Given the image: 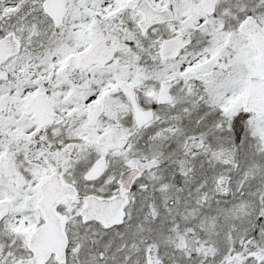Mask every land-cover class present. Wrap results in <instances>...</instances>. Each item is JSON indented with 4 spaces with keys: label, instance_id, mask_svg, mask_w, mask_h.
<instances>
[{
    "label": "rangeland",
    "instance_id": "374dc122",
    "mask_svg": "<svg viewBox=\"0 0 264 264\" xmlns=\"http://www.w3.org/2000/svg\"><path fill=\"white\" fill-rule=\"evenodd\" d=\"M37 1L28 0L21 11L20 4L0 0V32L15 30L25 42L21 54L3 65L10 79L0 81V204L10 210L0 223V264L30 255L26 242L42 217L39 186L57 168L82 193L107 197L126 168L160 163L137 182L126 223L117 230L83 222L75 202L61 205L71 217L67 264H218L245 235H255L257 225L264 241V115L243 111L248 77L264 71L251 41L237 32L248 13L264 27V0H218L211 15L198 7L204 0H150L157 8L171 7L175 19L147 35L136 25V0H69L60 34L52 33ZM106 32L130 39V49L78 74L79 56ZM177 36L186 38L185 50L176 59H159L163 41ZM173 77L181 79L174 106H156L160 82ZM123 83L133 86L144 108L155 106L156 119L147 128L136 126ZM41 90L57 113L47 129L25 113ZM98 102L105 109L90 125L88 108ZM233 120L242 126L240 141ZM110 129L127 140L121 148L97 143ZM202 146L225 152L218 159L203 155V177L199 150L191 151ZM101 154L108 157L105 176L86 181ZM10 158L28 178L26 186L5 174ZM192 241L198 245L194 256L187 249Z\"/></svg>",
    "mask_w": 264,
    "mask_h": 264
},
{
    "label": "water",
    "instance_id": "95a60500",
    "mask_svg": "<svg viewBox=\"0 0 264 264\" xmlns=\"http://www.w3.org/2000/svg\"><path fill=\"white\" fill-rule=\"evenodd\" d=\"M54 3V2H53ZM50 4L45 6L46 12L54 19L56 31L62 30V21L66 14V0H63V6L58 7V1L54 8H49ZM217 6V0H205L199 5L201 10L213 12ZM133 10L141 14L138 26L143 34H146L150 28L156 24L171 22L174 19V12L170 8L162 10L154 8L149 0H137ZM240 33L251 38L253 45L259 54V63L264 70V28L253 15H248L239 25ZM112 35H107L95 43V45L84 54L79 61L78 68L87 69L94 64H108L111 62L118 50L128 48V44L119 42L114 46L108 42ZM185 46L183 37H177L167 40L164 43L162 54L166 58H176L180 50ZM21 51V41L14 32H10L0 40V81H7L9 73L2 69L3 64L12 57L18 55ZM175 84L174 80L164 81L158 92V104H171L173 97L170 94L171 87ZM123 89L134 110L135 121L139 127H143L155 118L152 108L143 109L140 107L136 92L128 83L123 85ZM47 110L45 114L43 110ZM103 103H97L88 110V120L91 125L97 123L103 112ZM53 102L47 94L38 93L29 102L27 113L35 112L41 125H44L49 116L52 115ZM244 111L257 115H264V75L250 76L248 93L245 101ZM98 142L100 144L123 145L125 140L120 139L117 132L109 130L102 134ZM107 160L105 156L98 157L93 163L91 169L85 174L89 181L99 179L105 172ZM6 173L17 179V184L24 186L27 184L26 177L20 173L13 158L7 162ZM141 174L139 167H131L125 170L118 179V184L125 190H130L133 182ZM41 197L37 202V208L42 213L45 222L41 224L30 236L28 248L32 251V256L23 259L18 264H47V261L54 254L56 261L60 264L67 263V248L69 239L66 233V224L68 216L58 212V207L65 198L76 199L78 196L77 187L66 182L59 173H53L47 176L40 187ZM85 204L82 207L81 215L85 221L98 220L105 228H112L124 223L126 212L125 206L129 203V197L122 194H116L109 198L99 197L97 195L86 196ZM9 208L7 204L0 205V221L7 216Z\"/></svg>",
    "mask_w": 264,
    "mask_h": 264
},
{
    "label": "flooded vegetation",
    "instance_id": "af4514ba",
    "mask_svg": "<svg viewBox=\"0 0 264 264\" xmlns=\"http://www.w3.org/2000/svg\"><path fill=\"white\" fill-rule=\"evenodd\" d=\"M12 2H15V3H17V4H20V6H21V11H22V8L23 9H25L26 7H27V5H28V0H11ZM57 1H58V7H62L63 6V0H38L37 1V6H38V8H39V10H40V12L42 13V15L44 16V18H45V21H46V24L50 27V29H51V31H52V33H53V29L55 30V33L56 34H60L63 30H64V27H65V22H66V16H67V14H68V12H69V6H70V4H69V0H66V9H67V11H66V14H65V16H64V18H63V21H62V23H63V25H62V30H61V32L60 33H58L57 31H56V26H55V21H54V19L46 12V10H45V6L46 5H48V4H50V6H49V8H54L55 7V5H56V3H57ZM54 2V3H53ZM26 3V4H25ZM134 11V10H133ZM140 20V16L138 15V18H137V21H139ZM136 21V22H137ZM238 26V25H237ZM10 32H14L15 34H16V36H17V38L21 41V51H20V53H19V55L21 54V52L23 51V49H24V45H25V42L23 41V39H21L18 35H17V33H16V31L15 30H9V31H6V32H0V40L3 38V37H5L7 34H9ZM106 35L105 36H107V35H112V39L108 42V44L109 45H112V46H114L115 44H117V43H119V42H124V43H127L128 44V48L127 49H124V50H118L117 52H116V54H115V56H114V58H113V60L115 59V57L120 53V52H123V51H127L128 49H130V47H131V42H130V39H128V38H124L123 37V39L122 38H119L115 33H113V32H106L105 33ZM104 36V37H105ZM183 38H184V41H185V47H184V49L186 48V46H187V41H186V38L184 37V36H182ZM244 37V36H243ZM103 38V37H102ZM245 38H247V37H245ZM101 39V38H100ZM99 39V40H100ZM248 40H250L249 38H247ZM251 41V40H250ZM97 41H95V42H93V44L86 50V51H84L80 56H79V58H78V60H77V63H76V67H75V69H76V72L78 73V74H85L86 72H88L90 69H91V67L92 66H94V65H96V64H94V65H92V66H90L89 68H87V69H83V68H78V64H79V61H80V58L84 55V54H86V52H88V50H90L94 45H95V43H96ZM18 55V56H19ZM17 57V56H16ZM112 60V61H113ZM111 61V62H112ZM109 64V63H108ZM108 64H100V66H105V65H108ZM167 80H174L175 81V84L171 87V89H170V94H171V96L173 97V102L171 103V104H167V105H173L174 106V104H175V100H176V95L174 94V89L176 88V87H178L179 85H180V82H181V79L180 78H177V77H173V78H169V79H165V80H162L161 82H160V84H159V87H158V92H159V88H160V86H161V84L164 82V81H167ZM123 84H125V83H123ZM122 84V85H123ZM134 89V88H133ZM44 91V90H43ZM42 90L41 91H39V92H43ZM134 91L136 92V96H137V100H138V94H137V91L134 89ZM158 92H157V98H156V101H155V105L157 106H160V104H158L157 103V99H158ZM45 93V92H44ZM45 94H47V93H45ZM47 96H49V94H47ZM126 96V95H125ZM30 100L31 99H29L28 100V102H27V104H26V106H25V113L28 115V116H30L31 118H33V120L38 124V126H39V128L40 129H47L48 127H50V125L52 124V122L55 120V118H56V116H57V113H56V111H55V102L52 100V99H50L52 102H53V109H52V115H50L49 116V120L44 124V125H41V123L39 122V119H38V117L36 116V113L35 112H31V113H27V108H28V105H29V102H30ZM128 102H129V100H128ZM98 103H102V102H98ZM138 103H139V105H140V107L141 108H143V109H150V108H152L153 110H154V112H155V119H156V108H155V106H149V107H146V108H144L141 104H140V102H139V100H138ZM95 104H97V103H95ZM95 104H93V105H91L90 107H92V106H94ZM129 104H130V102H129ZM103 105H104V103H103ZM130 106H131V104H130ZM164 106H166V105H164ZM89 107V108H90ZM89 108H88V110H89ZM41 110H43L42 108H40ZM104 109H105V105H104V108H103V111H104ZM44 111V113L46 114L47 113V110H43ZM134 113V112H133ZM102 114H103V112H102ZM102 114H101V116H102ZM100 116V117H101ZM87 118H88V115H87ZM154 119V120H155ZM153 120V121H154ZM152 121V122H153ZM152 122H150L149 124H151ZM149 124H147V125H145V126H143V127H140V128H138V129H140V130H142V129H145V128H147V126L149 125ZM121 139V138H120ZM123 140H125L126 142H127V140L126 139H123ZM58 145L57 146H55V147H61V142L59 143H57ZM126 144V143H125ZM201 150H202V155H201V157H200V159H201V161H200V164H201V177H203V146L201 147ZM187 154L189 155V152L187 151V149L185 148L184 149V154H183V156H184V158H186L187 157ZM99 156H105L106 157V160H107V164H106V169H105V172H104V175L102 176V178L105 176V174H106V172H107V166H108V157H107V154H101V155H99ZM14 159V158H13ZM169 159H167L166 160V162L168 161ZM14 161H15V159H14ZM15 164H16V161H15ZM162 164V163H161ZM159 165H160V163H159ZM159 165H152L150 168H148V167H141L140 165H139V167H140V169H141V174H140V176L137 178V180L134 182V184H133V187L131 188V190L129 191V192H122V190H121V188L119 187V185L118 186H116L115 188H114V193H118V194H122V195H124V196H126V195H128L129 197H131V202H132V194H133V192L135 191V188H136V185H137V182H139L140 180L142 181V180H144L146 177H147V175H148V172L149 171H154V170H156V168H157V166H159ZM16 167H17V169H18V171L19 172H22L24 175H25V173L23 172V171H21V169L20 168H18V166L16 165ZM126 170V169H125ZM124 171V170H123ZM123 171L120 173V174H122L123 173ZM51 173H59V174H61L62 176H63V178L67 181V182H70L67 178H66V176H65V174L59 169V168H57V169H55V170H53L52 172H50V173H48L47 175H49V174H51ZM152 173V172H151ZM46 175V176H47ZM46 176H45V178H46ZM120 176V175H119ZM25 177H26V175H25ZM27 178V177H26ZM101 178V179H102ZM119 178V177H118ZM14 179V181H15V183H16V185H17V181H16V179L15 178H13ZM97 181V180H96ZM27 183H28V178H27ZM27 185V184H26ZM76 185V184H75ZM77 186V185H76ZM77 189H78V196H77V198L76 199H70V198H67V199H64L63 200V202L60 204V206H59V208H58V210H59V212H61V210H60V207H61V205L64 203V202H66V201H68V202H75V203H77L78 205H80L81 207H82V205H83V203H84V196L85 195H87V194H84V193H82L81 192V190L79 189V187L77 186ZM203 191V190H202ZM89 194H93V193H89ZM202 194H203V192H202ZM39 198H40V186H39ZM39 198H38V200H39ZM131 204V203H130ZM129 204V205H130ZM80 207V208H81ZM63 213V212H62ZM41 214V213H40ZM42 217H41V219H40V221L38 222V224H37V226L35 227V229H37V227H39L41 224H43L44 222H45V220H44V217H43V215H41ZM69 216V215H68ZM98 223V222H97ZM71 224V217L69 216V221H68V224H67V231H66V233H67V236H68V239H69V245L71 244V242H72V231H70L69 230V228H68V226ZM100 224V223H99ZM34 229V230H35ZM117 229H119V228H112V229H105L106 231H112V230H117ZM104 230V231H105ZM34 231H32L31 233H30V235H29V237H28V240H27V242H26V247H27V249H28V252L30 253V255L29 256H27V257H30L32 254H31V251L29 250V248H28V242H29V240H30V236L32 235V233H33ZM67 257L69 258V253H68V251H67ZM52 261H55V257L54 256H52L51 257V259L49 260V262H52ZM56 262V261H55Z\"/></svg>",
    "mask_w": 264,
    "mask_h": 264
},
{
    "label": "trees",
    "instance_id": "16d2710c",
    "mask_svg": "<svg viewBox=\"0 0 264 264\" xmlns=\"http://www.w3.org/2000/svg\"><path fill=\"white\" fill-rule=\"evenodd\" d=\"M240 124H242V123L240 122ZM231 125L233 126L236 135H238L237 138L240 141L241 140L240 135L243 131L242 126L240 129L238 127H236L234 120H233ZM237 146H239V143ZM222 150L223 149H214L212 147H206V148L203 147L204 158L205 157H207V158L214 157L216 159L221 158L220 152H222ZM191 151H194L193 154L196 155L195 149H192ZM199 154H200V150H199ZM223 154H222V157L225 156ZM261 226L257 225L256 230L253 229V232L255 235H252V233H248L247 235H245L244 241L242 242L243 243L242 246L234 248L235 250H233L231 255H229L228 258L226 257V259L222 263L219 262L218 264H264V241H262V239H261L260 232H262V231H260V229H258ZM251 248H254L255 251H252ZM187 249L190 250L191 254L194 256V254H197V252H198L197 251L198 245L195 241H192L188 245ZM217 262H215L214 259H212V260L211 259H204L202 264H215Z\"/></svg>",
    "mask_w": 264,
    "mask_h": 264
}]
</instances>
